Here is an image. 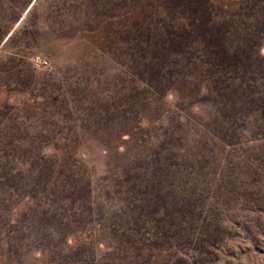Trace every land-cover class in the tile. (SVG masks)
<instances>
[{
  "label": "rangeland",
  "instance_id": "374dc122",
  "mask_svg": "<svg viewBox=\"0 0 264 264\" xmlns=\"http://www.w3.org/2000/svg\"><path fill=\"white\" fill-rule=\"evenodd\" d=\"M0 264H264V0H0Z\"/></svg>",
  "mask_w": 264,
  "mask_h": 264
},
{
  "label": "built area",
  "instance_id": "2783aa9c",
  "mask_svg": "<svg viewBox=\"0 0 264 264\" xmlns=\"http://www.w3.org/2000/svg\"><path fill=\"white\" fill-rule=\"evenodd\" d=\"M37 61H38L40 64L44 65V66H46V65L48 64L47 61H44V60H42V59H40V58H38Z\"/></svg>",
  "mask_w": 264,
  "mask_h": 264
}]
</instances>
